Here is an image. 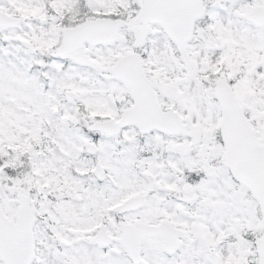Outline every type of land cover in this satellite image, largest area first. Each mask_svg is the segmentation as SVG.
I'll list each match as a JSON object with an SVG mask.
<instances>
[{
	"label": "snow or ice",
	"instance_id": "snow-or-ice-1",
	"mask_svg": "<svg viewBox=\"0 0 264 264\" xmlns=\"http://www.w3.org/2000/svg\"><path fill=\"white\" fill-rule=\"evenodd\" d=\"M0 264H264V0H0Z\"/></svg>",
	"mask_w": 264,
	"mask_h": 264
}]
</instances>
